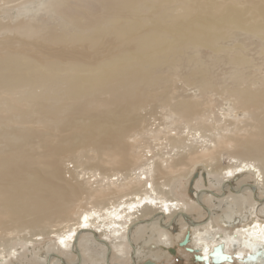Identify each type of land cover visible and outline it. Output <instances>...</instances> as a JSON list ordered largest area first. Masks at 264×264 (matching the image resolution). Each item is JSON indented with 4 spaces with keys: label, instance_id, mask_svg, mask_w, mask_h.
Wrapping results in <instances>:
<instances>
[{
    "label": "bare ground",
    "instance_id": "1",
    "mask_svg": "<svg viewBox=\"0 0 264 264\" xmlns=\"http://www.w3.org/2000/svg\"><path fill=\"white\" fill-rule=\"evenodd\" d=\"M23 3L0 13V217L64 225L59 255L30 263L42 231L21 253L0 242V264H138L145 229L170 243L178 223L204 259L264 264V0ZM85 148L91 166L64 165Z\"/></svg>",
    "mask_w": 264,
    "mask_h": 264
},
{
    "label": "rangeland",
    "instance_id": "2",
    "mask_svg": "<svg viewBox=\"0 0 264 264\" xmlns=\"http://www.w3.org/2000/svg\"><path fill=\"white\" fill-rule=\"evenodd\" d=\"M19 1L20 0H9V1L5 0L4 2V0H0V13L1 11L3 12L5 9H10L8 7H12L13 9H15L18 6H21L19 4H24L23 2H25L26 0H21L20 2ZM10 11L9 10L5 11V14H9ZM41 14L42 13H40V16ZM41 17L45 18L44 15H42ZM178 85H180V83H178ZM162 107L164 106H162L161 103H158V101H150L146 105L142 106V108L139 110L140 112H138V114L143 116L144 119H146V121L144 120L142 124L143 127L145 126L144 129H146V131L148 130L149 127L152 126L151 128H154L155 126H157L158 122H161V120L158 119V117H160L161 112L164 111L162 110ZM211 110H212V116H214V118L221 119L222 121L223 120L227 121L230 119V118L223 119V116L220 114L221 107L219 108L213 107ZM206 113L207 112L201 113V114L206 115ZM195 121L196 120L194 118L189 120L191 125ZM205 130H206L204 131L205 134L210 133L208 129H205ZM173 132L175 131L172 130L171 133ZM137 135L139 134H136L134 130L132 129L129 130L128 141L132 142L133 139L138 137ZM150 146H151V149H153V151L154 149H156L154 148V146L158 148V146L155 145L154 143H152ZM90 149H92V147ZM87 150L88 148H85L84 150H81L78 152L77 158H74L76 162H74L72 158L67 157L66 160L64 161V165L71 168L73 165L75 166V165L80 164L81 166L77 167L78 170H80L82 166H91L90 161L88 163L86 161L90 158L89 155H90V152L92 153V150L90 152H88ZM134 150L136 151L137 149L135 148ZM147 150H148V147L143 149L145 154H147ZM163 151H166V150L163 149ZM150 153L151 152H148L147 155L149 156ZM228 161H229V158H227L226 154L221 157L222 164H226ZM109 166L110 165H105L103 169L106 170L107 168H109ZM65 175L68 176V172H66ZM199 175H201L202 177H204L205 175V171L202 166H199L198 169L193 173V175L190 178H184L182 180L180 179L181 186H183L184 188L182 187L181 193L178 196L182 200L190 201L192 199L193 190H194V187L192 186H194V181ZM86 199L87 198L85 194L79 195V199L75 202L77 203V205L72 209V211L76 210L78 205H83V203H86ZM90 201L92 200L88 199V202ZM91 204H94V202H91ZM257 213L259 214L258 210H257ZM72 216L74 217V215ZM26 220H30V217L26 216L24 218V221H21V219L19 221H12V220H9L7 217H0V242L4 243V246H5L4 250H5L6 255L12 252L13 250L19 251L20 253L22 251H26L25 242H29L28 241L29 239L27 240L25 238H28L30 236L29 234L38 233L42 231L47 233L53 229H56L64 225V221L61 223L52 221L48 225L35 228V227H31V225L25 222ZM149 230L150 229H145L144 233L141 235V238L137 240V242L139 241L138 242L139 246L143 250L142 255L139 257L140 259L137 261L138 264H224L222 262L216 261V259L213 261V256L211 255H209L210 259L208 258L207 262L200 261L198 259V256H200L199 252L198 251L196 252L193 250V248L195 247L190 240L191 230L190 229L182 230L180 223L173 225L172 228L167 229L168 231L167 233L170 238V243L169 242L165 243L164 237L161 238L160 242H157V237H158L157 233L152 230L150 231ZM35 237L36 236H33V238ZM37 238L39 239L38 241H36V243L29 244L31 246L34 244L33 245L34 256L32 253L27 252L28 257L30 258V261H31L30 263L36 262L34 259L35 255L36 256L39 255V257L46 255V250L48 249V247L49 249H51V251H53V253L54 251L55 253H58L57 247L59 246L56 245V238L54 237L53 233H47V234L44 233L43 235L37 236ZM81 252L83 254L82 248H81ZM49 256L53 257L54 255L49 254ZM62 259L64 260L65 263L67 264L69 263L65 256ZM9 261H11L9 264H19L18 262H20L19 260H15L14 258L10 259ZM85 263L87 264L86 260H85ZM124 263L130 264L129 261H125Z\"/></svg>",
    "mask_w": 264,
    "mask_h": 264
},
{
    "label": "water",
    "instance_id": "3",
    "mask_svg": "<svg viewBox=\"0 0 264 264\" xmlns=\"http://www.w3.org/2000/svg\"><path fill=\"white\" fill-rule=\"evenodd\" d=\"M209 255L213 256V261L216 259V261H219V262L223 261V259H225V258H228L227 254H226V253H223V252L221 251V248H220L219 245H218L217 247H215V248L209 253ZM216 257H217V258H216ZM248 257H250L249 259H255V258H253L252 256H248ZM198 259H199L200 261H202V260L205 261V262L208 261V259H204L203 256H198Z\"/></svg>",
    "mask_w": 264,
    "mask_h": 264
}]
</instances>
